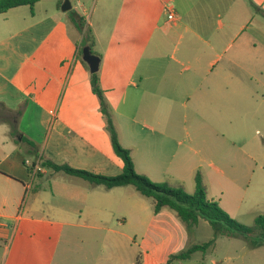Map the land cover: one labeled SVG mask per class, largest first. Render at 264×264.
Instances as JSON below:
<instances>
[{"label": "crops", "instance_id": "1", "mask_svg": "<svg viewBox=\"0 0 264 264\" xmlns=\"http://www.w3.org/2000/svg\"><path fill=\"white\" fill-rule=\"evenodd\" d=\"M63 3L0 13V103L22 111L20 131L44 159L109 177L124 169L79 56L80 19L92 30L106 103L139 174L194 193L198 155L226 161L233 125L264 122V0H103L112 19L95 22L86 19L90 0H71L67 12ZM9 134L0 132L2 264H137L140 254L141 264H219L205 257L209 249L169 263L195 245L192 233L172 211L155 213L134 186L107 189L41 169L31 187L26 146Z\"/></svg>", "mask_w": 264, "mask_h": 264}, {"label": "rangeland", "instance_id": "2", "mask_svg": "<svg viewBox=\"0 0 264 264\" xmlns=\"http://www.w3.org/2000/svg\"><path fill=\"white\" fill-rule=\"evenodd\" d=\"M94 1L95 3H93ZM116 2L119 3V0ZM102 5L103 0H90L87 6L89 14L86 18L87 22L91 20L95 22L99 14L106 20L112 19L111 14L107 15L102 11ZM79 13L81 12L79 11ZM163 18L165 19L167 16H163ZM87 25L89 26L84 22V26L88 28ZM174 45L175 43L168 45L163 53L171 55ZM94 52L97 54L99 50L94 48ZM161 63H163L162 60L158 62V65L160 66ZM9 118L12 117L8 111L0 108V121L3 119L6 121ZM10 128L4 121L0 122L2 135L8 131L11 132ZM179 139L181 140V137ZM230 139L234 141L233 155L226 161H220L219 157H213L204 152L200 153L198 155L200 170L197 173L202 177L207 197L217 201L233 219L250 228L251 236L258 239L260 233L255 221L259 215H264V122L234 124ZM184 142L185 147L192 146L190 139L187 138ZM195 148L199 150L197 147ZM25 156L27 157V155ZM32 179L29 183L31 187L40 182L38 176H34ZM30 189L25 194V203L32 195ZM186 189L189 190V187L186 186ZM202 221L192 229L191 240L193 244H203L215 240L205 255L209 261L214 259L219 264H264V245L253 248L249 240L244 237H215L211 225L206 220ZM1 253L0 264L3 263ZM201 256H203L202 253H197L194 260L200 259Z\"/></svg>", "mask_w": 264, "mask_h": 264}, {"label": "trees", "instance_id": "3", "mask_svg": "<svg viewBox=\"0 0 264 264\" xmlns=\"http://www.w3.org/2000/svg\"><path fill=\"white\" fill-rule=\"evenodd\" d=\"M39 1L40 0H0V13L7 12L10 9L20 6L28 5L33 7ZM76 24L78 30L83 33V40L79 44V56L82 57V50L85 46H89L92 52L96 54L94 52L95 41L91 28L88 27L87 30H84L85 26L81 19ZM90 81L93 92L100 100L101 112L106 121L107 131L114 152L124 162L123 172L120 175L109 177L89 171L74 169L69 165H59L53 161L44 159L40 153L39 145L23 135L19 130L22 111L19 110L13 112L7 109L12 118L7 119L6 121L3 119V121L11 127L10 133L12 137L17 138L16 142L21 138V143L26 146V155L28 157L26 160H29L32 163L31 166H27L30 173L37 165H39L41 169L50 170L56 173L62 172L70 176L81 178L91 184L104 186L107 189L134 186L141 195L153 200L155 213H159L163 209L172 211L185 225L189 233L199 224L200 220H206L213 228L215 237H244L249 240V243L253 248H258L264 245V215H259L256 218V227L259 230L260 237L258 239L253 238L251 236L252 230L250 228L233 219L221 208L217 201L207 197L206 189L200 174H197L196 176V190L192 194L186 192L181 187H173L167 183H157L147 176L139 174L136 171L130 150L123 147L120 142L111 111L106 103L105 93L101 87L99 72L91 73ZM0 108H5L3 103H0ZM40 175L41 171H38L36 176ZM214 242L215 240L213 239L203 244L192 245L177 254L171 255L168 262L189 261L197 252L206 253ZM141 263L142 258L140 254L137 258V264Z\"/></svg>", "mask_w": 264, "mask_h": 264}, {"label": "water", "instance_id": "4", "mask_svg": "<svg viewBox=\"0 0 264 264\" xmlns=\"http://www.w3.org/2000/svg\"><path fill=\"white\" fill-rule=\"evenodd\" d=\"M63 12H67L72 9L71 0H64V3L61 7ZM83 60L87 63L89 66V70L91 73H97L100 70V64H101V57L94 54L89 46H85L82 50Z\"/></svg>", "mask_w": 264, "mask_h": 264}, {"label": "built area", "instance_id": "5", "mask_svg": "<svg viewBox=\"0 0 264 264\" xmlns=\"http://www.w3.org/2000/svg\"><path fill=\"white\" fill-rule=\"evenodd\" d=\"M175 18H176V17H175V14H174L173 12H170V13L168 14V19H169L170 21L175 20ZM25 164H26L27 166H31L32 163H31V161L26 160ZM38 171H41V168L39 167V165H37V166L33 169V171L31 172L32 177L36 176V174H37Z\"/></svg>", "mask_w": 264, "mask_h": 264}]
</instances>
